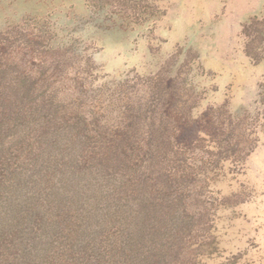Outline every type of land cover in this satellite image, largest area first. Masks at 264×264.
Segmentation results:
<instances>
[{
  "label": "rangeland",
  "instance_id": "rangeland-1",
  "mask_svg": "<svg viewBox=\"0 0 264 264\" xmlns=\"http://www.w3.org/2000/svg\"><path fill=\"white\" fill-rule=\"evenodd\" d=\"M13 25L39 47L31 67L56 52L46 92L81 134L113 141L126 120L145 148L162 218L146 228L167 209L182 225L158 264H264V0H0Z\"/></svg>",
  "mask_w": 264,
  "mask_h": 264
},
{
  "label": "trees",
  "instance_id": "trees-1",
  "mask_svg": "<svg viewBox=\"0 0 264 264\" xmlns=\"http://www.w3.org/2000/svg\"><path fill=\"white\" fill-rule=\"evenodd\" d=\"M24 30L0 31V264H158L182 225L167 209L168 227L146 228L162 218L144 208L157 194L138 174L145 148L131 145L126 120L113 141L81 134L88 123L46 92L60 59L52 53L48 66L37 53L44 59L31 67L39 47Z\"/></svg>",
  "mask_w": 264,
  "mask_h": 264
}]
</instances>
